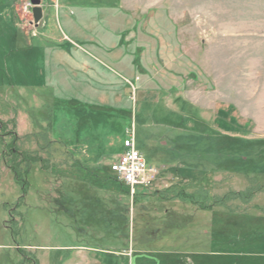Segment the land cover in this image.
<instances>
[{
  "label": "rangeland",
  "instance_id": "374dc122",
  "mask_svg": "<svg viewBox=\"0 0 264 264\" xmlns=\"http://www.w3.org/2000/svg\"><path fill=\"white\" fill-rule=\"evenodd\" d=\"M41 6L0 0V264H264V0Z\"/></svg>",
  "mask_w": 264,
  "mask_h": 264
},
{
  "label": "built area",
  "instance_id": "2783aa9c",
  "mask_svg": "<svg viewBox=\"0 0 264 264\" xmlns=\"http://www.w3.org/2000/svg\"><path fill=\"white\" fill-rule=\"evenodd\" d=\"M111 171L129 188L131 196L136 194L139 187L151 188L160 172L137 148L135 132L130 133L124 140L123 151L112 161Z\"/></svg>",
  "mask_w": 264,
  "mask_h": 264
},
{
  "label": "water",
  "instance_id": "95a60500",
  "mask_svg": "<svg viewBox=\"0 0 264 264\" xmlns=\"http://www.w3.org/2000/svg\"><path fill=\"white\" fill-rule=\"evenodd\" d=\"M33 4V16L35 23L38 24L43 18V9L41 6V0H31Z\"/></svg>",
  "mask_w": 264,
  "mask_h": 264
},
{
  "label": "trees",
  "instance_id": "16d2710c",
  "mask_svg": "<svg viewBox=\"0 0 264 264\" xmlns=\"http://www.w3.org/2000/svg\"><path fill=\"white\" fill-rule=\"evenodd\" d=\"M121 187L122 188H125L126 190H127V193L130 195V190H129V188L126 186V185H124L123 183H121ZM135 197V196H134Z\"/></svg>",
  "mask_w": 264,
  "mask_h": 264
}]
</instances>
